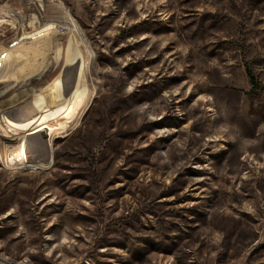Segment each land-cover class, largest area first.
I'll list each match as a JSON object with an SVG mask.
<instances>
[{"label": "rangeland", "instance_id": "rangeland-1", "mask_svg": "<svg viewBox=\"0 0 264 264\" xmlns=\"http://www.w3.org/2000/svg\"><path fill=\"white\" fill-rule=\"evenodd\" d=\"M0 18V256L264 264V0H0ZM50 22L68 31L22 38Z\"/></svg>", "mask_w": 264, "mask_h": 264}, {"label": "bare ground", "instance_id": "bare-ground-1", "mask_svg": "<svg viewBox=\"0 0 264 264\" xmlns=\"http://www.w3.org/2000/svg\"><path fill=\"white\" fill-rule=\"evenodd\" d=\"M32 29L33 30L30 31V33L22 34V38H25V39L28 38L29 39V38L32 37L31 40L32 41L33 40L35 41L36 38H39L40 36L44 35L48 31L64 32V31L67 30L64 26H60V25H58L56 23H53V22H50V23H47V24L43 25V27L41 29H38L36 27H34ZM20 40H18V42H20ZM37 41H39V40H37ZM0 62H1V60H0ZM7 90H8V88H5L4 90H1L0 91V96L3 95V94H5V92ZM48 135H49L48 133L45 134V135H42V133H40V132H39V134L37 133L36 135H34V137L32 139H30L27 142L28 143L27 144L28 145L27 146V149H29L34 156H37V157L38 156H44L46 158V160H48V159L50 160V158H51V152H50V147H49V141L47 139V136ZM12 164L13 163L11 162L9 165H12ZM27 166L37 168V166L31 165L30 163L27 164ZM23 264H29L28 260H26V259L23 258Z\"/></svg>", "mask_w": 264, "mask_h": 264}, {"label": "built area", "instance_id": "built-area-1", "mask_svg": "<svg viewBox=\"0 0 264 264\" xmlns=\"http://www.w3.org/2000/svg\"><path fill=\"white\" fill-rule=\"evenodd\" d=\"M13 45H11L8 49H4L3 52H0V60L2 62L8 59L9 50L12 49V47H14ZM0 264H23V258L15 261L7 257L0 256Z\"/></svg>", "mask_w": 264, "mask_h": 264}, {"label": "trees", "instance_id": "trees-1", "mask_svg": "<svg viewBox=\"0 0 264 264\" xmlns=\"http://www.w3.org/2000/svg\"><path fill=\"white\" fill-rule=\"evenodd\" d=\"M248 77H249V84H250L251 89L253 91H261V92H264V86H262V87L259 86L257 84V82L255 81V79L253 78V76L250 73H248Z\"/></svg>", "mask_w": 264, "mask_h": 264}]
</instances>
